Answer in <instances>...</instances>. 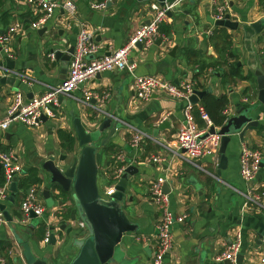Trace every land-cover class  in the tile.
<instances>
[{
    "label": "crops",
    "instance_id": "obj_1",
    "mask_svg": "<svg viewBox=\"0 0 264 264\" xmlns=\"http://www.w3.org/2000/svg\"><path fill=\"white\" fill-rule=\"evenodd\" d=\"M73 1L77 7L73 17L58 7L42 25H46V30L39 34L37 29L30 27L39 16L35 1L0 0V33L16 21L22 24V30L9 42L12 57H7L0 48L3 67L4 59L14 60L13 71L5 75L13 76L18 72L12 85L0 86V120L4 118L15 91H20L23 100L27 101L64 78L69 60L55 57L51 60L48 53H55L58 49L64 54L74 44L81 22L88 24L93 31V40L100 46L98 55L108 54L122 46L141 24L146 23L151 15L150 4L156 0H113L101 11L89 8L92 0ZM228 6L231 20L238 22L236 29L207 21L206 17L211 13L209 0H183L170 10L160 25L168 29V35H165L168 42L165 45H141L129 54L136 63L137 75H158L174 84L192 81L193 88L208 89L215 96L225 94L230 114L236 103L255 104L249 114L257 125L246 130L242 141L237 136L232 137L225 150L226 166L219 174L216 172L218 157L215 161L204 156L195 165L175 153H183L173 142L184 123L186 100L157 93L149 100L141 101L136 98L133 78L128 72L112 70L97 74L79 85L72 92L73 97L59 99V104L53 106L54 118L43 120L38 127L12 122L7 129L0 130V149L13 152L22 167L17 177L14 202L7 200L10 191L2 201L12 221L5 220L0 224V239L10 244L6 251H0V264H25L21 242H28L32 254L44 258L47 264H70L77 248L70 244L65 230L59 226L65 222L75 230L81 229L71 200L64 198L60 201L59 197L51 196L50 201L40 195L47 210L38 222L33 223L32 229L27 226L31 225L30 221L25 225L20 223V202L30 187L40 192L46 186L47 177H43L45 173L41 168L43 160L64 154L71 163L73 156L78 154L70 112L79 116L90 130L103 117L99 110L120 118L124 124L114 137L99 147V191L111 184L116 154H122L137 167V172L129 178L133 184L126 188L122 201L124 212L137 227L122 236L117 256L108 264L150 263L158 218L150 196V184L157 178H162L170 188V209L186 215L182 223L175 222L171 227L174 243L162 264H225L215 260V256L223 250L224 243L237 226L242 234V262L239 264L261 263L264 257V105L257 100L254 71L261 69L264 72V24L256 32L251 23L256 20L264 23V0H228ZM174 46L177 47L171 55ZM84 90L100 98L95 102L98 110L80 101ZM199 104L200 101L194 105ZM92 115L93 120L90 119ZM134 129L147 136L137 148L130 145ZM59 130L71 132L74 137L71 150L62 145ZM244 143L263 154V164L249 184L239 175V154ZM157 154L166 160L162 163L145 160ZM31 168L36 169L40 181L28 187L19 186L20 179ZM2 182L0 168V186ZM248 191L259 194L260 199L252 209L244 210ZM41 223L45 227L54 226L55 244L42 242ZM84 233L85 230L80 235Z\"/></svg>",
    "mask_w": 264,
    "mask_h": 264
},
{
    "label": "built area",
    "instance_id": "obj_2",
    "mask_svg": "<svg viewBox=\"0 0 264 264\" xmlns=\"http://www.w3.org/2000/svg\"><path fill=\"white\" fill-rule=\"evenodd\" d=\"M35 1L39 16L35 21H32L30 27L38 29L45 24L46 20L51 16L54 10L58 7L62 8L70 16H74L77 12L76 4L73 0H28ZM113 0H92L89 2V8L92 10H104ZM183 0H164L163 4L155 1L150 4L151 15L147 23L141 24L129 37V39L120 47L110 51L108 54L98 55L100 46L93 40V31L85 22L79 24L78 32L74 42V49L67 64V72L56 85L50 86L43 93L32 96L27 101L23 100V95L20 91H15L13 98L6 109L5 116L0 120V130H5L12 122H19L27 127H38L43 117L46 119L54 118V105L59 104V96L65 100L73 97L72 92L77 89L79 84L88 81L97 74H102L106 71L124 70L132 75V88L136 98L141 101H147L157 93L166 94L173 99H184L186 105L184 107V123L181 125L178 132L175 134L174 146L183 153H178L183 159H186L197 165V160L204 156H210L215 161L218 157V149L221 140V135L218 133H208L210 125H213L208 119L207 114L201 105H197V110L200 117L206 121V125L200 128L193 114V104L188 101V96L192 94L193 82L182 81L179 84L168 82L158 75H137L135 74L136 63L130 59L129 54L133 50L138 49V44L149 46L155 43L160 38L161 43L168 42V38L159 31L160 25L167 19L168 12L172 10L176 4ZM211 6L210 16L214 20L224 18L227 13L228 0H209ZM230 16V15H229ZM22 30L20 22L12 23L4 32L0 33V48L5 52L7 57H12L9 48V42L12 36ZM48 57L53 60L55 57L54 51L48 53ZM10 72L9 69L0 66V75ZM106 96V95H105ZM92 97H95V102L100 98L93 96L90 92L84 90L83 97L80 101L92 109L98 107L92 103ZM245 101H248L244 98ZM222 113L225 115V120L230 115V109L224 108ZM219 127V126H218ZM215 126V128H218ZM147 137L142 131L133 130L130 145L134 148L139 147L142 140ZM115 169L112 174V183L103 191L104 196L111 194L114 191V185L122 174L124 168L129 164L125 161L122 154L115 155ZM263 154L260 150L252 148L247 144H242L239 154V175L246 184L252 183L258 172ZM154 163H162L166 157L162 155H152L145 159ZM199 166V165H198ZM0 168L3 173V182L0 186V202L4 201L9 194V185L14 176L22 172L21 165L17 162L13 152L3 151L0 149ZM164 180L157 178L151 181L150 196L156 205L158 218L156 222V235L154 237V250L149 264H162L164 256L173 247V237L171 227L175 222L182 223L186 215L176 214L169 207L168 193L163 192L162 185ZM39 190L35 187H30L22 196L20 202V223L28 224L30 215L36 217L44 216L47 208L40 200ZM259 194L247 192L245 194L244 210L253 208V204L259 202ZM5 222L4 215L0 210V224ZM80 227L83 226L79 221ZM51 230L49 226L45 227L42 237L43 243L50 241ZM242 246V234L239 226L233 230L229 236V240L224 243V248L216 254L215 260L229 261L230 264H239L237 255L240 253ZM0 258V262H1ZM26 264V263H25ZM264 264V257L261 263Z\"/></svg>",
    "mask_w": 264,
    "mask_h": 264
},
{
    "label": "water",
    "instance_id": "obj_3",
    "mask_svg": "<svg viewBox=\"0 0 264 264\" xmlns=\"http://www.w3.org/2000/svg\"><path fill=\"white\" fill-rule=\"evenodd\" d=\"M156 1L163 4L164 0ZM169 14L170 11L168 12ZM206 18L211 24L225 26L229 29H236L238 25V22L231 20L229 14H225L224 18L220 20H214L210 15H207ZM263 24L261 20H256L251 23V26L256 32H259ZM46 28V25L38 28L37 33L42 34ZM155 43L160 44V38ZM138 46L141 47V44H138ZM176 47L171 48V55H174ZM73 49L74 44L70 45L64 54L57 49L55 58L69 60ZM2 65L3 61H0V66ZM4 67L13 71L14 60L4 59ZM254 74L256 76L257 100L264 105V72L261 69H257ZM17 75H0V86L2 84L12 85ZM206 92H208V89L199 90L193 88L192 94L188 96V101L193 105L197 104ZM59 99L62 100L64 98L59 96ZM91 102L95 103V100L92 99ZM254 109L255 104L245 106L236 103L235 110L229 115L226 122L218 128L210 125L208 132L203 135L206 136L208 133L221 135L218 149L217 174H219L220 169L226 166L225 150L232 137L237 136L242 141L246 130L257 125L256 120L249 114ZM99 112L103 114V117L90 130L82 123L79 116H73V112H70L72 127L79 146L78 154L73 156L71 163L67 160L66 155L63 154L58 157L50 156L43 160L41 164V168L45 173L43 177H47V184L39 194L50 201L51 196L59 197L60 201L64 198L71 200L78 219L83 224L80 227L81 229L76 230L72 226H67L65 222L59 226L61 230H65L70 244L77 248V252L70 264H108L116 258L117 247L122 240V236L126 232L135 231L137 227L129 219L122 207L126 188L133 184V182H129V178L137 172V167L131 164V160L125 158V161L129 164L124 168L111 194L104 196L99 191L97 183V155L99 147L104 146L108 140L116 135L117 130L124 126L120 118L108 115L102 110H99ZM45 119L43 117V120ZM262 164L263 162H261ZM188 182L194 184L193 181L188 180ZM16 184L17 176H14L9 185L10 194L7 197V200L11 202H14V196L17 191ZM162 190L165 193L170 192L166 182L163 183ZM0 210L6 221H12V217L2 202H0ZM35 217L34 214L30 215L31 219ZM34 225L31 223V225L27 226L32 229ZM49 229L51 230L49 242L55 244L57 239L54 226H49ZM84 230L85 233L80 235L81 231ZM21 245L22 256L26 264H47L44 258L32 254L28 242H21ZM237 261L242 262V254L239 253L237 255ZM224 262L225 264H230L227 260Z\"/></svg>",
    "mask_w": 264,
    "mask_h": 264
},
{
    "label": "trees",
    "instance_id": "obj_4",
    "mask_svg": "<svg viewBox=\"0 0 264 264\" xmlns=\"http://www.w3.org/2000/svg\"><path fill=\"white\" fill-rule=\"evenodd\" d=\"M159 29L160 31L165 33L164 35L166 36L168 35V29L167 30L165 28L163 29V27L161 26L159 27ZM227 103H228V99L225 94L215 96L207 92L202 96L199 105L202 106L211 123L215 126H220L224 123L225 120V115L222 113V111L226 107ZM192 111L195 116L197 125L200 128L204 127L206 125V121L200 117L196 105H193ZM90 119L93 120L94 115H92ZM58 134H59V138L61 139L62 145L68 150H71L74 143V137L71 135V132L65 130H59ZM39 181L40 180L38 178L36 169L31 168L27 172L26 176L20 179L18 185L22 187L23 186L28 187L30 186L31 183L39 182ZM110 183H112V179ZM100 193L104 195L102 191ZM64 218L68 219V215L64 214ZM44 231H45V225L41 223V233H40L41 238L43 237ZM9 246L10 244L8 242L0 239V251L1 250L6 251Z\"/></svg>",
    "mask_w": 264,
    "mask_h": 264
},
{
    "label": "rangeland",
    "instance_id": "obj_5",
    "mask_svg": "<svg viewBox=\"0 0 264 264\" xmlns=\"http://www.w3.org/2000/svg\"><path fill=\"white\" fill-rule=\"evenodd\" d=\"M103 192V191H102ZM42 201V200H41ZM30 223H36V222H38L39 221V217H35V218H30Z\"/></svg>",
    "mask_w": 264,
    "mask_h": 264
}]
</instances>
